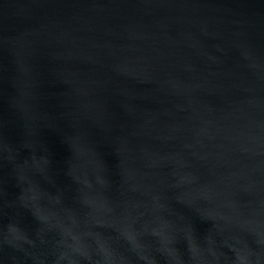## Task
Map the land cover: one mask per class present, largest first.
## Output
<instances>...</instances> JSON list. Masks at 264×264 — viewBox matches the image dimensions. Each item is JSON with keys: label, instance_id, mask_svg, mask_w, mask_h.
I'll return each instance as SVG.
<instances>
[{"label": "water", "instance_id": "95a60500", "mask_svg": "<svg viewBox=\"0 0 264 264\" xmlns=\"http://www.w3.org/2000/svg\"><path fill=\"white\" fill-rule=\"evenodd\" d=\"M0 264H264V0H0Z\"/></svg>", "mask_w": 264, "mask_h": 264}]
</instances>
